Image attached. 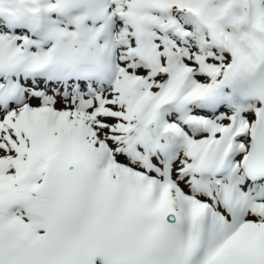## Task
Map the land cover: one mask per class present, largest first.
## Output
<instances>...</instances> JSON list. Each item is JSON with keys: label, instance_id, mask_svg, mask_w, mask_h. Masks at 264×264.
<instances>
[{"label": "snow or ice", "instance_id": "1", "mask_svg": "<svg viewBox=\"0 0 264 264\" xmlns=\"http://www.w3.org/2000/svg\"><path fill=\"white\" fill-rule=\"evenodd\" d=\"M0 264H264V0H0Z\"/></svg>", "mask_w": 264, "mask_h": 264}]
</instances>
